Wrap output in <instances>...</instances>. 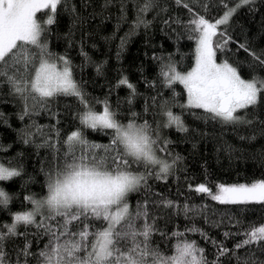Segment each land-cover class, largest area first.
<instances>
[{
	"label": "trees",
	"instance_id": "16d2710c",
	"mask_svg": "<svg viewBox=\"0 0 264 264\" xmlns=\"http://www.w3.org/2000/svg\"><path fill=\"white\" fill-rule=\"evenodd\" d=\"M144 3L62 0L54 24L44 25L42 41L53 57L70 61L73 77L92 110L102 111L106 102L123 123L135 113L137 123L147 121L153 138L159 137L155 146L158 157L169 164L175 160L166 179L155 175L159 166L146 170L133 165V171L153 173L146 185L129 194L128 202L133 209L147 203L149 222L157 229L152 236L154 245L168 253L178 242L173 233H182L179 239L203 248L210 264L214 260L243 264L250 257L259 264L264 261L260 245L240 249L235 245L246 238L250 226L264 224V203L223 204L195 189L203 183L215 193L219 184H251L264 179V96L256 106L237 113L251 123H225L209 119L203 109L181 108L187 100L184 86L177 82L166 87L160 71L168 63H174L180 72L194 66L196 41L190 38L194 34L188 27L193 13L215 22L235 8L213 37L214 45L229 38L227 45L216 51V60H226L244 79H264V65L255 59L264 61V0L240 7V0H152V6L140 13ZM138 17L144 23L137 27ZM38 18L43 24L46 16L38 13ZM125 78L134 92L119 83ZM27 104L29 112L24 115L25 101L9 84L0 83V163L21 173L0 181V189L11 197L6 207L0 205V225L11 224L13 213L33 207L25 197L41 199L47 194V174L63 163L67 148L63 141L71 131L80 129L88 141L99 145L109 144L112 138L111 129L80 124L78 114L83 105L74 96L60 94L45 102L29 98ZM166 110L180 115L187 131L166 127ZM96 151L103 155L102 150ZM166 201L176 206L169 207ZM185 205L191 209L187 214ZM18 231L27 233L34 253L48 243L49 238L38 234L40 230L32 225L21 224ZM13 240L15 243H5V250L14 260L12 249L22 247L25 237ZM221 244L232 251L219 256ZM30 264H36V257L30 258Z\"/></svg>",
	"mask_w": 264,
	"mask_h": 264
},
{
	"label": "snow or ice",
	"instance_id": "6c2138e0",
	"mask_svg": "<svg viewBox=\"0 0 264 264\" xmlns=\"http://www.w3.org/2000/svg\"><path fill=\"white\" fill-rule=\"evenodd\" d=\"M253 2L240 0L237 7ZM61 4L62 0H0V83L9 84L25 101L24 115L29 112V98L45 102L60 94L74 96L83 105V111L78 114L80 124L91 129H111L112 138L107 145L91 143L80 129L66 136L63 163L47 174V194L41 199L25 197L33 205L31 210L13 213L11 224L0 225V264H30L32 257H36V264H210L203 248L194 241L179 239L182 233H173L178 242L168 253L161 251L152 241L157 229L154 222H149L147 203L135 209L129 204V194L139 191L146 185L148 176L153 175L150 171L147 174L133 171V165H142L146 170L149 166H159L155 175L166 179L175 160L169 164L156 155L159 137L153 138V129L147 121L137 123L135 113L133 119L123 123L106 102L101 112L92 110L73 78L70 61L63 56L53 58L42 35L46 30L44 25L54 24ZM151 6L152 0H145L139 12ZM235 10L229 9L215 22L193 13L188 27L194 34L190 38L196 41L194 66L180 72L174 63H168L161 68L160 76L166 87L171 88L177 82L184 86L187 100L181 108L203 109L209 119L225 123H251L237 113L260 102L264 96V79L256 76L244 79L226 60L217 63L216 51L222 50L229 38L223 43H213L218 26L226 23ZM38 13L46 16L43 24L37 20ZM142 23L138 17L136 26ZM255 59L264 65L259 57ZM119 83L135 91L126 78ZM164 115L166 127L187 131L180 115L171 110H166ZM56 135L59 137V132ZM97 149L103 155H98ZM20 174L17 169L0 163V181ZM195 190L223 204L264 203V179L251 184H219L215 193L203 183ZM10 200L0 189V205L6 207ZM166 204L176 206L172 201ZM190 210L184 206L186 214ZM21 224L32 225L40 230L38 234L49 238L38 254L31 251L27 233L18 231ZM224 235L227 237L228 233ZM244 235L246 238L235 245L236 249L260 245L258 250L264 252V224L250 226ZM17 236L25 237V243L12 249L13 260L5 250V243H15L13 238ZM230 251L218 245L219 256ZM243 264H257V261L250 257Z\"/></svg>",
	"mask_w": 264,
	"mask_h": 264
},
{
	"label": "rangeland",
	"instance_id": "374dc122",
	"mask_svg": "<svg viewBox=\"0 0 264 264\" xmlns=\"http://www.w3.org/2000/svg\"><path fill=\"white\" fill-rule=\"evenodd\" d=\"M37 20L39 21V22H41L40 21V19L38 18V14H37ZM53 58H56V57H53ZM217 61V60H216ZM220 62H222V61H220ZM219 61H217V63H220ZM189 71V70H188ZM187 72V71H186ZM74 78V77H73ZM75 80V79H74ZM97 112V111H96ZM99 112H101V111H99ZM156 155L158 156V154L156 153ZM7 167V166H6ZM10 168V167H9ZM29 210H31V209H29ZM45 211V213L47 212L46 210H44Z\"/></svg>",
	"mask_w": 264,
	"mask_h": 264
}]
</instances>
